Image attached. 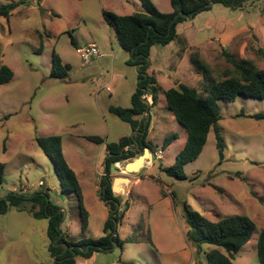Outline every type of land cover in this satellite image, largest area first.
Instances as JSON below:
<instances>
[{"label": "rangeland", "instance_id": "rangeland-1", "mask_svg": "<svg viewBox=\"0 0 264 264\" xmlns=\"http://www.w3.org/2000/svg\"><path fill=\"white\" fill-rule=\"evenodd\" d=\"M161 13H171L170 0H150ZM20 5L0 16V68L14 72L11 82L0 85V162L5 174L0 197L13 191L27 195L47 192L64 213L62 230L68 240H97L104 236L110 215L100 200L106 176L105 145L87 140L97 136L106 143L130 136L129 124L109 112L110 106L131 107L137 88V70L130 56L119 48L116 32L104 12L130 16L142 10L139 0H0V7ZM185 43L154 46L150 75L160 85L159 102L149 116V154L135 173L115 164L110 172L115 196L125 212L118 228L121 240L138 235L143 241L126 243L109 252L78 257L75 264H206L188 241L184 205L211 221L247 216L256 225L251 241L235 256L234 264H259L257 241L264 230V121L247 116L264 113V100L239 96L220 101L222 119L216 129L224 140L220 151L214 129L200 157L185 167L180 181L162 168L173 166L187 140L167 107L164 93L183 84L203 92L205 74L191 63L197 57L216 81L238 77L236 64L264 70V0H247L242 7L214 4L209 11L178 26ZM75 41V45L72 43ZM96 45L103 56L83 64L77 49ZM54 51L71 67L66 81L50 78ZM185 55V56H184ZM177 134L172 145L164 139ZM62 136V150L76 173L89 213V228L82 231L81 211L75 193H63L58 165L39 147L37 140ZM162 150L163 159L155 153ZM128 207V208H125ZM125 208V209H124ZM118 209V208H117ZM143 227L140 229L139 225ZM48 219H36L27 211L10 210L0 216V264H54L48 236ZM152 237L155 247L146 242Z\"/></svg>", "mask_w": 264, "mask_h": 264}, {"label": "trees", "instance_id": "trees-1", "mask_svg": "<svg viewBox=\"0 0 264 264\" xmlns=\"http://www.w3.org/2000/svg\"><path fill=\"white\" fill-rule=\"evenodd\" d=\"M44 0H37L39 5ZM142 10L130 16H118L104 12L106 21L114 28L120 48L130 56L128 64L137 69V88L131 97V107L110 106L109 112L122 122L130 125L133 134L122 137L117 142L106 143L97 136L86 139L99 145H105L106 176L100 189V200L105 202L110 215L104 225V236L97 240L83 239L79 242L69 241V235L62 230L64 213L60 207L53 204L47 192H37L27 195L24 191H13L6 197H0V216L12 209L27 211L36 219H48V236L51 242L52 254L56 256L54 264H75L78 257L89 258L95 253L109 252L115 247H123L126 243L143 241L138 235L121 240L118 228L127 211L122 209L110 179L111 165L136 158L145 149H150L147 141L151 127L149 116L152 106L159 102L161 90L154 75H150L151 51L154 46L166 47L172 42L185 43L186 38L178 34V26L190 19H195L200 13L209 11L214 4L225 7H242L247 0H170L171 13H161L150 0H139ZM20 5L11 4L0 7V16L9 13ZM186 40V41H185ZM75 45L74 39H72ZM191 63L206 76L203 92L179 85L164 93L166 104L174 120L185 128L187 140L184 148L177 154L173 166L162 168L169 177L185 181L188 179L185 167L196 161L207 144L212 129L216 134L217 147L224 148V140L216 129L222 119L220 101L233 103L239 96L264 100V70H256L245 64H236L238 77L216 81L211 77L210 68L194 54ZM71 67L63 64L61 57L54 51L53 68L50 78L66 81L69 79ZM14 78V72L8 66L0 68V85L9 83ZM256 121H264V113L247 116ZM177 139L173 134L164 139V145H172ZM62 136H52L37 140L39 147L50 160L58 165V174L63 187L62 192L75 193L78 197L81 211L82 231L89 228V213L83 204V193L76 173L67 164L62 150ZM5 164L0 162V186L4 181ZM118 208V209H117ZM186 224L189 228L188 241L202 254V247H212L204 253L206 264H234L235 256L252 239L256 230L255 223L247 216H230L219 221H211L197 211L184 205ZM142 224L139 225L141 229ZM145 242V241H143ZM146 242L155 247L152 237ZM257 256L259 264H264V230L257 241Z\"/></svg>", "mask_w": 264, "mask_h": 264}, {"label": "built area", "instance_id": "built-area-1", "mask_svg": "<svg viewBox=\"0 0 264 264\" xmlns=\"http://www.w3.org/2000/svg\"><path fill=\"white\" fill-rule=\"evenodd\" d=\"M77 53L79 54L83 64H90L93 60L101 59L103 57L100 49L94 44L77 49ZM155 156H156V159L162 160L163 151L160 150L156 152Z\"/></svg>", "mask_w": 264, "mask_h": 264}, {"label": "water", "instance_id": "water-1", "mask_svg": "<svg viewBox=\"0 0 264 264\" xmlns=\"http://www.w3.org/2000/svg\"><path fill=\"white\" fill-rule=\"evenodd\" d=\"M190 20H193V19H190ZM148 154H149V150L148 149H145L144 156L143 157H140L134 163L127 165L126 170L129 171V172H131V173H135V171H137L139 169V167L142 165L143 158L146 155H148ZM111 172H118V169H115V164H112L111 165ZM120 181H124V180L123 179H117L114 182V185H113V191L114 192L116 191L117 183L120 182Z\"/></svg>", "mask_w": 264, "mask_h": 264}, {"label": "bare ground", "instance_id": "bare-ground-1", "mask_svg": "<svg viewBox=\"0 0 264 264\" xmlns=\"http://www.w3.org/2000/svg\"><path fill=\"white\" fill-rule=\"evenodd\" d=\"M142 163H143V161H142ZM123 183H124V181H120V182L117 183V187L121 188V190L123 189V187H122Z\"/></svg>", "mask_w": 264, "mask_h": 264}, {"label": "crops", "instance_id": "crops-1", "mask_svg": "<svg viewBox=\"0 0 264 264\" xmlns=\"http://www.w3.org/2000/svg\"><path fill=\"white\" fill-rule=\"evenodd\" d=\"M172 8V7H171ZM118 42V41H117ZM119 45V44H118ZM119 48H120V46H119ZM121 49V48H120ZM122 50V49H121ZM152 50H153V48H152ZM185 56V55H184ZM151 58H152V51H151ZM150 62L152 63V59H150ZM150 67H151V65H150ZM137 70V69H136ZM149 72H150V70H149ZM157 79V78H156ZM137 81H138V78H137ZM158 81V80H157ZM159 84V83H158ZM160 86V85H159ZM133 95V94H132ZM132 97V96H131ZM174 117V116H173Z\"/></svg>", "mask_w": 264, "mask_h": 264}, {"label": "clouds", "instance_id": "clouds-1", "mask_svg": "<svg viewBox=\"0 0 264 264\" xmlns=\"http://www.w3.org/2000/svg\"><path fill=\"white\" fill-rule=\"evenodd\" d=\"M103 58V57H102ZM98 60V59H97ZM135 159V158H134ZM134 159H130V160H128V161H132V160H134Z\"/></svg>", "mask_w": 264, "mask_h": 264}]
</instances>
